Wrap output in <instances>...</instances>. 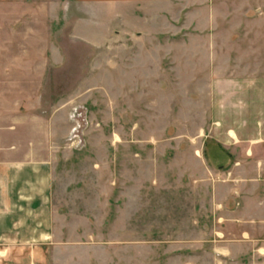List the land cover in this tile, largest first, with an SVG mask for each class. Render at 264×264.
<instances>
[{
    "label": "rangeland",
    "instance_id": "374dc122",
    "mask_svg": "<svg viewBox=\"0 0 264 264\" xmlns=\"http://www.w3.org/2000/svg\"><path fill=\"white\" fill-rule=\"evenodd\" d=\"M17 101L27 140L55 116L57 239L82 244L52 264H211L227 130L264 137V0H0Z\"/></svg>",
    "mask_w": 264,
    "mask_h": 264
},
{
    "label": "crops",
    "instance_id": "0c3cea01",
    "mask_svg": "<svg viewBox=\"0 0 264 264\" xmlns=\"http://www.w3.org/2000/svg\"><path fill=\"white\" fill-rule=\"evenodd\" d=\"M15 105L17 111H0V264H52L53 249L82 244L57 239L55 116L38 131L42 139L27 140L24 105ZM227 131L233 158L217 162L224 176L213 181L209 236L198 246L208 248L204 256L213 264H264V137L245 140L233 126Z\"/></svg>",
    "mask_w": 264,
    "mask_h": 264
},
{
    "label": "built area",
    "instance_id": "2783aa9c",
    "mask_svg": "<svg viewBox=\"0 0 264 264\" xmlns=\"http://www.w3.org/2000/svg\"><path fill=\"white\" fill-rule=\"evenodd\" d=\"M72 135L73 136L70 137V139H68V141L73 142V145L77 148L78 146H80V143H82L81 137H80L77 130L76 131L74 130Z\"/></svg>",
    "mask_w": 264,
    "mask_h": 264
}]
</instances>
